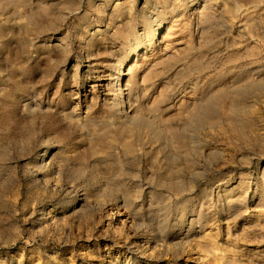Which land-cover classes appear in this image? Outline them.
<instances>
[{"label": "rangeland", "instance_id": "1", "mask_svg": "<svg viewBox=\"0 0 264 264\" xmlns=\"http://www.w3.org/2000/svg\"><path fill=\"white\" fill-rule=\"evenodd\" d=\"M0 264H264V0H0Z\"/></svg>", "mask_w": 264, "mask_h": 264}, {"label": "bare ground", "instance_id": "2", "mask_svg": "<svg viewBox=\"0 0 264 264\" xmlns=\"http://www.w3.org/2000/svg\"><path fill=\"white\" fill-rule=\"evenodd\" d=\"M160 27H161V26H160ZM123 75H124L123 72H120V73H119V75H118V77H117L116 85H115L116 89L119 90V88H120V90L122 91V94H123V90H122V88H123V86H124ZM122 94H121V95H122ZM207 106H208V105H207ZM204 108H205V107H204ZM207 109H208V108H207Z\"/></svg>", "mask_w": 264, "mask_h": 264}]
</instances>
